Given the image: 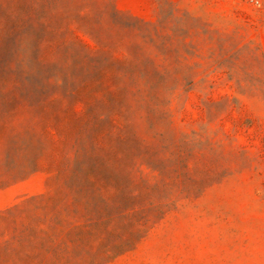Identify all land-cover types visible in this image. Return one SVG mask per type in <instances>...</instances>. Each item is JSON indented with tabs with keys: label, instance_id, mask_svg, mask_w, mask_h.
Wrapping results in <instances>:
<instances>
[{
	"label": "rangeland",
	"instance_id": "rangeland-1",
	"mask_svg": "<svg viewBox=\"0 0 264 264\" xmlns=\"http://www.w3.org/2000/svg\"><path fill=\"white\" fill-rule=\"evenodd\" d=\"M0 264H264V0H0Z\"/></svg>",
	"mask_w": 264,
	"mask_h": 264
},
{
	"label": "trees",
	"instance_id": "trees-1",
	"mask_svg": "<svg viewBox=\"0 0 264 264\" xmlns=\"http://www.w3.org/2000/svg\"><path fill=\"white\" fill-rule=\"evenodd\" d=\"M89 30H91V29H89Z\"/></svg>",
	"mask_w": 264,
	"mask_h": 264
}]
</instances>
